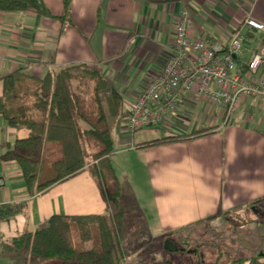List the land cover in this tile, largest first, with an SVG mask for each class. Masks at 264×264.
Listing matches in <instances>:
<instances>
[{
  "label": "crops",
  "instance_id": "0c3cea01",
  "mask_svg": "<svg viewBox=\"0 0 264 264\" xmlns=\"http://www.w3.org/2000/svg\"><path fill=\"white\" fill-rule=\"evenodd\" d=\"M42 2L43 14L0 10V100L5 73L19 71L39 79L74 65L99 71L123 97L114 134L119 147L110 160L119 184L125 169L131 192L146 194L148 203L141 209L149 234L203 226L211 217L210 222L220 221L222 215L253 208L249 203L264 198V103L244 97L222 125L220 105L190 97L164 126L151 128L160 132L141 129L130 138L122 127L136 95L171 54L180 11L193 19L190 37L205 39L209 46L226 45L244 18L264 24V0H70L67 9L64 0ZM243 29L245 51L237 71L243 58L264 46V31ZM257 75H264V64ZM1 114L0 264H39L40 258L14 247L12 239L39 229L53 214L110 215L112 207L88 166L29 194L16 162L2 157L29 130L9 125ZM172 134L183 138L164 139ZM11 205L21 206L9 215ZM133 222L124 219L125 240ZM50 260L47 264L54 263Z\"/></svg>",
  "mask_w": 264,
  "mask_h": 264
},
{
  "label": "trees",
  "instance_id": "16d2710c",
  "mask_svg": "<svg viewBox=\"0 0 264 264\" xmlns=\"http://www.w3.org/2000/svg\"><path fill=\"white\" fill-rule=\"evenodd\" d=\"M69 3L64 0L66 9ZM0 10L43 14L45 6L42 0H0ZM248 60L239 62L240 74L247 71ZM1 79V115L9 125L29 130L27 136L16 138L2 157L16 162L28 193L44 191L88 166L103 198L112 207L110 215L53 214L39 229L12 239V244L40 259L118 263L127 252L124 206L110 156L114 151L111 128L122 117L121 93L107 85L99 71L86 65L65 67L39 79L19 71L5 73ZM179 138L183 137L172 134L164 139ZM261 200L249 205L253 207ZM20 206H8L9 215L17 213ZM166 238L176 244L175 238ZM228 260L227 264H264V254Z\"/></svg>",
  "mask_w": 264,
  "mask_h": 264
},
{
  "label": "built area",
  "instance_id": "2783aa9c",
  "mask_svg": "<svg viewBox=\"0 0 264 264\" xmlns=\"http://www.w3.org/2000/svg\"><path fill=\"white\" fill-rule=\"evenodd\" d=\"M177 19L171 54L136 95L122 121V127L130 134L164 126L182 101L190 97L220 105L222 125L231 119L244 97L264 103V75H257L264 64V46L251 53L245 73L240 74L236 67L245 51L243 27L264 31L263 23L246 17L226 45L217 42L209 46L205 39L190 37L193 19L186 10L180 11Z\"/></svg>",
  "mask_w": 264,
  "mask_h": 264
},
{
  "label": "rangeland",
  "instance_id": "374dc122",
  "mask_svg": "<svg viewBox=\"0 0 264 264\" xmlns=\"http://www.w3.org/2000/svg\"><path fill=\"white\" fill-rule=\"evenodd\" d=\"M104 79L109 85L108 80L105 77ZM111 131L114 141L113 148L116 150L119 147L118 138L114 135L117 131L116 124L112 126ZM142 131L144 133L148 131L160 132L159 129L151 128H143ZM128 136L132 138L133 134ZM122 163L124 167V161ZM118 165L116 164L119 168ZM124 171L125 169L121 172V184H119L120 198L124 206V219L126 224L134 222L133 226L128 225L127 228L128 239L126 240L125 257L116 264H227L229 258L238 259L240 256L251 258L255 254L260 256L264 254V199L254 205L255 210L246 208L237 214H224L220 221L210 222L209 220L203 226L190 224L167 228L163 234L155 236L149 234V225H146L148 220L144 218V211L141 209L147 206L146 194L131 192L130 185H127L129 184L127 174ZM164 234L175 238L176 243H179L181 241L179 237L183 236L182 240H187V244L193 243L194 246L200 244L203 263H200L201 260L198 256L194 255L195 261H190L189 255L187 256L181 251L164 250L162 246L165 241ZM226 252L229 254H225ZM218 253H220V257H217ZM39 260L41 262L39 264H47L49 259ZM50 262H54L53 264H82L57 259H51Z\"/></svg>",
  "mask_w": 264,
  "mask_h": 264
},
{
  "label": "flooded vegetation",
  "instance_id": "af4514ba",
  "mask_svg": "<svg viewBox=\"0 0 264 264\" xmlns=\"http://www.w3.org/2000/svg\"><path fill=\"white\" fill-rule=\"evenodd\" d=\"M183 236H181L180 238V242L179 243H176L175 245L178 246L179 248H183V250L181 252L187 254V256L189 255V258H190V261L194 260V255L195 256H198V258L202 261L203 263V252L201 251V245L198 244L196 246L192 244H187L188 241L187 240H182ZM187 242V243H186ZM202 257V259H201Z\"/></svg>",
  "mask_w": 264,
  "mask_h": 264
},
{
  "label": "water",
  "instance_id": "95a60500",
  "mask_svg": "<svg viewBox=\"0 0 264 264\" xmlns=\"http://www.w3.org/2000/svg\"><path fill=\"white\" fill-rule=\"evenodd\" d=\"M252 209L255 210L254 207ZM162 246L164 247V250L170 251V252H172V251H182L183 250V248H179L178 246H176L174 244V242L171 239H169V238L165 239L164 245H162Z\"/></svg>",
  "mask_w": 264,
  "mask_h": 264
}]
</instances>
